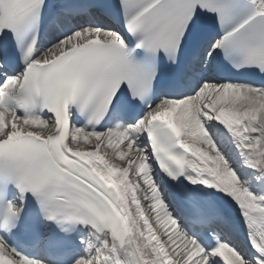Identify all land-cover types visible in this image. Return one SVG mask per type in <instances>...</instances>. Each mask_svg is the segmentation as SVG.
I'll list each match as a JSON object with an SVG mask.
<instances>
[{
    "label": "snow or ice",
    "instance_id": "obj_1",
    "mask_svg": "<svg viewBox=\"0 0 264 264\" xmlns=\"http://www.w3.org/2000/svg\"><path fill=\"white\" fill-rule=\"evenodd\" d=\"M0 264H264V0H0Z\"/></svg>",
    "mask_w": 264,
    "mask_h": 264
}]
</instances>
